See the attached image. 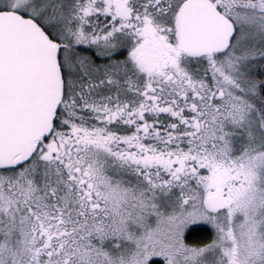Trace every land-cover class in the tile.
<instances>
[{"label": "snow or ice", "instance_id": "snow-or-ice-1", "mask_svg": "<svg viewBox=\"0 0 264 264\" xmlns=\"http://www.w3.org/2000/svg\"><path fill=\"white\" fill-rule=\"evenodd\" d=\"M0 264H264V0H0Z\"/></svg>", "mask_w": 264, "mask_h": 264}]
</instances>
